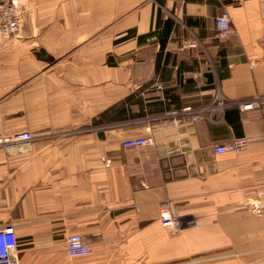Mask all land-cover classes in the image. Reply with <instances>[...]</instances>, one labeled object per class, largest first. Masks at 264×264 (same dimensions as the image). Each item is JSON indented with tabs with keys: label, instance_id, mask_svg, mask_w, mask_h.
I'll list each match as a JSON object with an SVG mask.
<instances>
[{
	"label": "crops",
	"instance_id": "crops-1",
	"mask_svg": "<svg viewBox=\"0 0 264 264\" xmlns=\"http://www.w3.org/2000/svg\"><path fill=\"white\" fill-rule=\"evenodd\" d=\"M22 2L18 31L0 37V226L18 262L260 250L264 110L233 102L264 97V0ZM136 138L150 141L123 146ZM239 138L243 152H212ZM164 209L180 226L161 223ZM72 234L86 256L68 254Z\"/></svg>",
	"mask_w": 264,
	"mask_h": 264
},
{
	"label": "built area",
	"instance_id": "built-area-1",
	"mask_svg": "<svg viewBox=\"0 0 264 264\" xmlns=\"http://www.w3.org/2000/svg\"><path fill=\"white\" fill-rule=\"evenodd\" d=\"M240 2L241 0H236ZM23 2L22 0H0V37H10L15 34L22 22L23 18ZM216 29L219 35H228L231 31L230 17L226 11L215 19ZM255 66L254 64L252 65ZM218 104L224 106V101L218 99ZM233 104L241 110H251L255 108H261L264 110V97L257 96L247 100L234 101ZM189 110V107L186 108ZM204 109H199L194 113V118L197 119L201 116ZM31 136L29 133H21L14 137L6 139V141L29 139ZM149 139H131L123 143L124 147H137L143 146L149 143ZM247 148L246 138H239L226 143L214 144L212 146V152L214 154L223 153H241ZM106 165L109 164V160L103 158ZM160 221L165 226H180V223L171 216L168 209H164L160 214ZM18 240L15 236L12 226H0V264H21L18 259L15 258L13 252L18 249ZM67 252L71 257L78 258L86 256L89 252L88 248L83 241L82 237L78 234H72L67 237L66 240Z\"/></svg>",
	"mask_w": 264,
	"mask_h": 264
},
{
	"label": "rangeland",
	"instance_id": "rangeland-1",
	"mask_svg": "<svg viewBox=\"0 0 264 264\" xmlns=\"http://www.w3.org/2000/svg\"><path fill=\"white\" fill-rule=\"evenodd\" d=\"M258 217H264V209L254 211ZM240 251L229 247L227 249H213L205 257L200 255L182 258L174 264H264V235L261 237L260 250H253L244 243ZM173 264V263H172Z\"/></svg>",
	"mask_w": 264,
	"mask_h": 264
}]
</instances>
